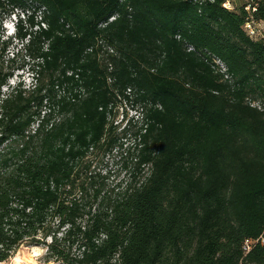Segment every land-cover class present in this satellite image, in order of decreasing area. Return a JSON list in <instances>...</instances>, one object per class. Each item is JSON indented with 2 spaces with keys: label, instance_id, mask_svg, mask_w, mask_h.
<instances>
[{
  "label": "trees",
  "instance_id": "16d2710c",
  "mask_svg": "<svg viewBox=\"0 0 264 264\" xmlns=\"http://www.w3.org/2000/svg\"><path fill=\"white\" fill-rule=\"evenodd\" d=\"M226 1L0 0V263L264 264L242 251L264 234V39L244 29L264 0ZM125 101L112 181L94 159L124 145Z\"/></svg>",
  "mask_w": 264,
  "mask_h": 264
},
{
  "label": "rangeland",
  "instance_id": "374dc122",
  "mask_svg": "<svg viewBox=\"0 0 264 264\" xmlns=\"http://www.w3.org/2000/svg\"><path fill=\"white\" fill-rule=\"evenodd\" d=\"M229 1L230 5L232 8H239L242 3L243 0H227ZM14 24H15V17L11 16L9 19H7L4 24L3 27L6 29L5 34H6V38L13 36L14 35ZM11 51H13V49L11 48ZM100 55L105 57V55H108L104 48H102V51L100 52ZM109 56V55H108ZM21 63V58L19 57L17 61H15V63L13 65L17 66ZM12 65V64H9ZM8 65V66H9ZM19 75L22 76V79L24 80V83H26L27 85L30 83L31 81V76L29 73H27V70H17L14 73L13 78L10 80V84H15L18 79H19ZM132 102H123L121 107H119V109L114 111V127H116L115 130V134L117 136H119L121 138V132L123 131L122 128L125 125L126 121L128 119H133V121L137 122L136 120H138V122L140 121V116L138 113V110L136 108V106L131 104ZM140 123V122H139ZM120 141L122 143H124V145L122 146H117L116 148H114L112 150L111 153H107V154H102L100 153L98 156L95 157L94 159V165H96V169H101L102 173H104V171H108L111 175V180L114 181L116 179H121L123 178V174L125 173L124 171L121 170V162L123 160L124 157H126V155H128L127 153V149L130 148V153L132 152V144L131 143V136L128 135L125 139H120ZM122 152V155L120 156V153ZM147 168L143 171V173L147 172ZM33 249H38L36 252V256L31 257L28 256L26 252H29V250H33ZM20 254V258L18 259V261H15L16 255L18 253ZM26 255H25V254ZM44 253L45 250L42 247H37V246H21L18 248V250L16 251L15 254H13V256L8 259L5 262H1L0 264H45L44 263ZM20 261V262H19ZM26 262V263H25ZM47 264H52L47 263Z\"/></svg>",
  "mask_w": 264,
  "mask_h": 264
},
{
  "label": "built area",
  "instance_id": "2783aa9c",
  "mask_svg": "<svg viewBox=\"0 0 264 264\" xmlns=\"http://www.w3.org/2000/svg\"><path fill=\"white\" fill-rule=\"evenodd\" d=\"M223 6L226 9H232L229 1H226ZM245 10L249 12V16L244 24V29L246 30L247 34L251 38L264 39V20H258L253 18L252 16V13L256 11V7L246 6ZM103 48L107 54H115V51L112 47L104 46ZM214 69H216L220 74H222L224 80H228L230 83L232 82L230 75L227 73V67L220 60L214 59ZM126 92L127 94H129L131 90L127 89ZM256 106L258 108L260 107L258 104H256ZM257 244L264 245V234H261L255 239L244 240V242L242 243V251L244 252V254H247L251 250V248Z\"/></svg>",
  "mask_w": 264,
  "mask_h": 264
},
{
  "label": "bare ground",
  "instance_id": "6f19581e",
  "mask_svg": "<svg viewBox=\"0 0 264 264\" xmlns=\"http://www.w3.org/2000/svg\"><path fill=\"white\" fill-rule=\"evenodd\" d=\"M38 249H33V250H29V252H26L28 256H31V257H34L36 256V252H37ZM20 252L16 255V258H15V261L17 262L18 259L21 257L20 256ZM25 254V253H24ZM26 255V254H25ZM20 262V261H19ZM26 263V262H25Z\"/></svg>",
  "mask_w": 264,
  "mask_h": 264
}]
</instances>
